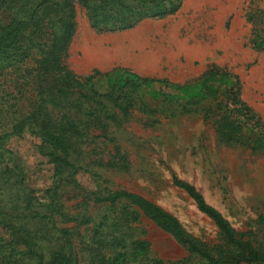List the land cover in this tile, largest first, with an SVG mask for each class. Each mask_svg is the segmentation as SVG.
Masks as SVG:
<instances>
[{"label":"rangeland","instance_id":"rangeland-1","mask_svg":"<svg viewBox=\"0 0 264 264\" xmlns=\"http://www.w3.org/2000/svg\"><path fill=\"white\" fill-rule=\"evenodd\" d=\"M134 5L142 9L141 3ZM75 20L68 68L83 77L97 70L94 88L117 89L123 101L130 99L128 106L132 103L128 115L116 109L123 117L118 125L91 133L86 148L95 164L78 172V183L87 193L100 187L140 193L173 213L208 249L234 254L215 223L173 183L177 176L196 186L238 236L264 251L259 218L264 216V42H256L264 40V0H180L170 13L114 30L93 27L77 3ZM225 116L242 125L235 138L221 129ZM39 144L29 134L7 139L6 158L17 157L25 178L0 187L1 206L11 198H48L57 175ZM64 186L70 211L79 210L82 196L75 184ZM99 206L90 202L88 211L97 216ZM133 227L128 246H112L104 262L100 247L81 236L83 226L74 238L72 264H146L147 257L164 264H203L146 216ZM136 240L146 241L147 253L134 255ZM127 251L132 255H122Z\"/></svg>","mask_w":264,"mask_h":264},{"label":"trees","instance_id":"trees-1","mask_svg":"<svg viewBox=\"0 0 264 264\" xmlns=\"http://www.w3.org/2000/svg\"><path fill=\"white\" fill-rule=\"evenodd\" d=\"M179 1L0 0V187L25 178L21 169L18 172L17 157L6 158L5 143L13 135L39 138L38 151L54 164L57 175V182L47 191L48 198H11L4 207L0 205V264H72L74 238L83 226L81 236L88 237L89 245L91 238L100 247L97 253L105 262L112 246H128L129 230L142 216L172 234L203 264H264V251L238 236L224 214L186 180L175 176L173 183L215 223L226 245L236 250L234 254L225 256L222 250L208 249L173 213L140 193L101 187L87 193L75 178L79 171H91L95 164L90 157L92 150L86 148L91 133L107 132L118 125L123 117L116 109L128 115L132 104L128 102V106L130 99L123 101L117 89L102 93L94 88L91 82L97 70L83 77L66 65L76 30L77 3L86 9L93 27L114 30L130 27L146 16L170 13ZM135 2L141 3L142 9L137 10ZM256 42L262 45L264 40ZM220 126L232 138L236 137L234 132L243 130L237 118L230 116H225ZM65 184H75L82 196L77 211L71 212L63 197ZM90 202L100 205L102 211L97 216L88 211ZM259 218L264 221L263 215ZM131 249L138 255L147 253L148 246L146 241L136 240ZM146 264L164 261L147 257Z\"/></svg>","mask_w":264,"mask_h":264}]
</instances>
